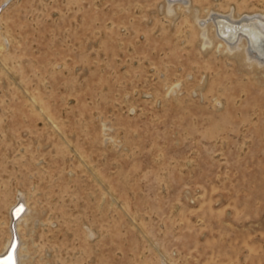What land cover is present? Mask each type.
<instances>
[{"label":"rangeland","instance_id":"1","mask_svg":"<svg viewBox=\"0 0 264 264\" xmlns=\"http://www.w3.org/2000/svg\"><path fill=\"white\" fill-rule=\"evenodd\" d=\"M188 6L0 0V252L21 194L26 264H264V65L197 22L264 0Z\"/></svg>","mask_w":264,"mask_h":264},{"label":"bare ground","instance_id":"2","mask_svg":"<svg viewBox=\"0 0 264 264\" xmlns=\"http://www.w3.org/2000/svg\"><path fill=\"white\" fill-rule=\"evenodd\" d=\"M174 3L188 8L190 0H167L169 11L172 10ZM232 11L227 14L212 12L206 19L197 21L202 23L201 36L203 44H212L213 40L208 35V27L210 26L213 28L214 35L219 39L218 45L224 46L230 51L241 49L245 59L258 66L264 65V15L249 13L244 17L240 15V18L237 19ZM29 213L30 208L27 201L19 194L17 201L9 210V238L0 252V264H26L25 243L21 237L19 227ZM9 249V254L3 258Z\"/></svg>","mask_w":264,"mask_h":264},{"label":"water","instance_id":"3","mask_svg":"<svg viewBox=\"0 0 264 264\" xmlns=\"http://www.w3.org/2000/svg\"><path fill=\"white\" fill-rule=\"evenodd\" d=\"M10 249H11V248H10ZM10 249H9V251L3 256V258L6 257V256L9 254Z\"/></svg>","mask_w":264,"mask_h":264}]
</instances>
